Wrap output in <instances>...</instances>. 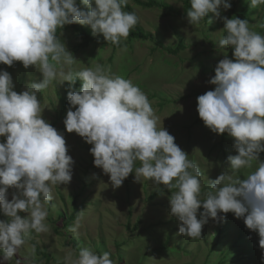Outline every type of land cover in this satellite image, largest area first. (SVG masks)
<instances>
[{
    "label": "clouds",
    "instance_id": "clouds-1",
    "mask_svg": "<svg viewBox=\"0 0 264 264\" xmlns=\"http://www.w3.org/2000/svg\"><path fill=\"white\" fill-rule=\"evenodd\" d=\"M190 5L188 23L195 26L209 13L222 18L227 34L216 47L234 49L233 59L219 60L208 81L215 89L197 97L199 117L213 133L234 139L237 154L227 157L232 174L258 164L243 179L222 173L210 182L204 199L199 166L164 127L157 129L146 94L100 64L72 71L73 54L56 34L66 25H86L93 36L119 47L139 20L123 10L128 0H0V64L22 62L43 76L18 93L12 75L0 69V213L7 217L0 219V264H10L33 233L50 232L44 202L53 200V186L73 178L75 161L66 139L43 118L38 99L58 77L59 83L69 82L65 129L92 146L94 166L109 176L114 189L134 172L136 181L143 177L171 191L170 215L179 222V234L201 238L210 218L219 223L231 212L258 233L264 249V35L251 31L247 19L221 17L222 9H231L230 0H190ZM260 5L264 0H250V8ZM77 80L82 82L78 91ZM9 189L14 190L11 199ZM79 227L78 217L70 231L78 234ZM111 255L84 247L75 258L66 255L65 264H113ZM23 264L31 261L25 257Z\"/></svg>",
    "mask_w": 264,
    "mask_h": 264
},
{
    "label": "rangeland",
    "instance_id": "rangeland-1",
    "mask_svg": "<svg viewBox=\"0 0 264 264\" xmlns=\"http://www.w3.org/2000/svg\"><path fill=\"white\" fill-rule=\"evenodd\" d=\"M158 1L181 12L184 10V0ZM245 3L248 5L249 29L255 33L260 29L264 32V5L252 9L250 0H241L238 1V10ZM128 4L138 16L144 34L150 37L132 42L125 40L122 42L125 45L116 50L111 46L93 44L81 51L76 50L78 40L73 31H66L59 38L73 54L71 70L94 69L100 64L109 75H120L137 85L146 94L158 118L157 129L164 127L175 137V143L188 154V159L199 166L202 173L201 199H204L203 193L210 190L211 181H215L224 172L232 174L227 157L237 154L231 137H228L225 152L216 147L221 134L213 133L206 127L197 111V97L215 89V85L208 81L215 75L214 69L219 60L225 58V55L233 59L234 49L231 46L225 49L216 47L224 36L223 19L209 13L212 22H206L203 18L200 23L192 26L187 17H165L162 8L142 7L135 5L132 0H128ZM223 16L229 18V10L222 9ZM99 38L104 39L102 35ZM179 40L184 42L185 48L177 55L165 50L168 46L175 47ZM9 73L13 77L14 90L18 93L25 90L27 84L43 80L35 66L25 69L22 62L11 66ZM68 88L69 82L59 83L58 77L38 94V99L44 110L43 118L62 132L66 139L68 154L75 161L73 178L68 184L53 186V200L44 202L48 210L46 223L50 225V232L33 233L10 264H15L16 259H20L23 264L25 257L31 264H65L66 255L71 254L75 258L84 247L98 254L111 251L113 264H217L223 252L230 250L231 242L238 240L235 233L241 227L246 228L249 234L252 233L256 240L260 239L257 232L246 227L243 218L238 219L234 214L229 221V235L228 231L225 236L219 235L222 220L218 223L211 218L203 226L201 238L191 239L179 234V222L170 215L171 191L164 186L157 189L150 180L143 177L136 181L134 172L124 180L120 188L114 189L109 176L94 166V157L89 151L92 146L76 133H68L65 129L63 121L68 109L62 110L61 98L66 96ZM152 94L157 97L151 98ZM2 140L4 138H0ZM260 159L264 161V154H260ZM139 166L140 162L137 161L135 167ZM257 166L254 161L252 169H242L232 174V178L243 179ZM13 191L9 189V199ZM78 195V204L82 205L80 227L78 234H73L70 228L75 221L66 227L60 213L70 216L74 211V199ZM202 211L201 207L198 219ZM246 245L247 250H251L248 254L251 256L248 260L251 261H225L226 264H262L264 249L260 248L259 242L253 249ZM38 251H45L50 258L47 259ZM240 252L243 251L237 250L236 255Z\"/></svg>",
    "mask_w": 264,
    "mask_h": 264
},
{
    "label": "trees",
    "instance_id": "trees-1",
    "mask_svg": "<svg viewBox=\"0 0 264 264\" xmlns=\"http://www.w3.org/2000/svg\"><path fill=\"white\" fill-rule=\"evenodd\" d=\"M133 3L135 5H139L142 7H156V8H162L163 9V15L165 17H187V11L190 10V0H184V10L183 12L174 9L172 6H170L167 3L164 2H160L158 0H132ZM238 1L241 0H230V3L232 5L231 9H229V18H233V17H239L241 19H247V13H248V5L242 4L241 5V10H238ZM124 11H131V12H135L132 7L128 4L127 7L123 8ZM136 14V13H135ZM205 21L208 22L209 21V16L208 17H204ZM262 23L264 24V17L262 18ZM66 31H73L75 37L78 40V45L76 46V50H81V51H85L86 49L90 48V46H92L93 44H101L102 47L103 46H111L113 48V50H116L117 48H120L122 46H124L125 44H121L119 47H117L114 44L111 43H107L104 39L93 36L92 35V31L91 28L89 26L86 25H80V24H72V25H66L63 29L58 28L57 29V36L59 37L62 33H65ZM259 34L264 35L263 33V29H260ZM226 30L224 29V36L226 35ZM223 36V37H224ZM150 36L144 34L143 30L141 29L139 22L137 23V25L131 30V33L129 35V37L127 38V40L129 42H132L134 40H147ZM185 48V44L182 40H179L178 44L175 47H166L165 50L173 55H177L182 49ZM10 68L7 65L4 64H0V69H4L7 70L8 72H10ZM81 81L77 80L76 85H75V90H79L81 87ZM68 90V89H67ZM67 90H66V96L61 98L62 101V110L65 111L66 109H68L69 104L67 101ZM151 98L157 97L156 94H152L150 95ZM162 106V103L160 104ZM228 135L227 133L225 134H221L220 136V141L217 144L216 147L219 148V150H221L222 152H225L226 148V144L228 141ZM264 153H261V155H263ZM78 198H80V195L76 196L74 199V211L72 212V214L70 216H68L67 213H60V217L62 219H64V224L66 227H68L70 224H72L74 221L77 220V218L79 217L81 210H82V205L78 204ZM49 203V202H47ZM233 213H228L226 214V219L221 221V225H220V230H219V235H226L227 231H228V235L229 232L231 230V223L229 222L231 217H232ZM0 216L2 217V219H6L5 216L0 213ZM128 228L130 227V225L127 226ZM245 229V230H244ZM57 232L59 233V231L57 230ZM251 233V232H250ZM227 235V237H228ZM249 235V236H248ZM235 236H238V240H236L235 242H231V247L230 250H232V252L229 251H224L222 250L221 252H223V256L221 257V259L217 262V264H226L225 261H236L238 263H241L242 261H244L245 259H249L251 258V256H249L248 254H250L251 250H247V245L248 247H251L252 249L256 246L257 242H259V240L255 239V236L251 233L249 234V231L244 228L241 227V229L238 231V233H235ZM252 237L251 239L249 237ZM234 237V236H233ZM218 242V241H217ZM240 248V249H238ZM237 250H241L243 252H240L238 255L237 254ZM247 254H246V253ZM39 254H41L42 256H45L47 259L50 258V256L48 254H46L45 251H38ZM236 255V257H234ZM230 258L232 260H230ZM251 261V260H248ZM254 264V263H252Z\"/></svg>",
    "mask_w": 264,
    "mask_h": 264
}]
</instances>
